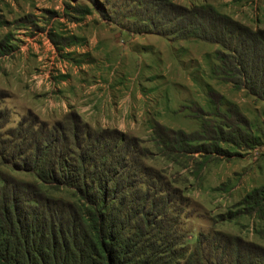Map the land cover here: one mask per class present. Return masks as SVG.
<instances>
[{
  "label": "trees",
  "instance_id": "16d2710c",
  "mask_svg": "<svg viewBox=\"0 0 264 264\" xmlns=\"http://www.w3.org/2000/svg\"><path fill=\"white\" fill-rule=\"evenodd\" d=\"M146 1L164 20L150 16L153 27L169 24L163 31L221 45L213 75L264 101V28L254 29L211 4ZM209 96L217 107L224 97L215 89ZM227 110L215 126L204 121L203 134L156 122L154 138L172 153L231 154L223 142L259 144L238 106L228 102ZM9 112L0 109V264H264V245L238 234L200 231L189 246L178 228L176 203L183 197L145 163L148 149L126 132L93 128L75 110L52 125L29 110L17 125L3 129ZM199 136L206 139L194 143ZM4 165L34 179L19 178ZM62 190L73 197L53 193ZM238 205L216 221L239 214L264 220V185Z\"/></svg>",
  "mask_w": 264,
  "mask_h": 264
},
{
  "label": "rangeland",
  "instance_id": "374dc122",
  "mask_svg": "<svg viewBox=\"0 0 264 264\" xmlns=\"http://www.w3.org/2000/svg\"><path fill=\"white\" fill-rule=\"evenodd\" d=\"M171 1L186 6L211 4L254 29L264 28V0ZM150 16L164 21L161 14L158 16L157 8L145 0H0L3 20L0 42L7 39L16 42L18 47L24 45V51L16 49L15 60L14 54L10 56L12 59L0 58V83L16 81V75L11 76L15 71L7 69L5 64H13L17 59L19 65L24 64L18 65L16 72L20 74L25 69L26 79L31 78L33 71L47 69L52 64L58 72V84L73 73L69 65L64 66L65 62H84L86 70L77 79L95 84L96 92L108 108L84 118L96 129L108 123L118 125L129 138L137 140L139 147L148 149L145 163L160 171L178 189L177 196L183 197L176 206L180 211L178 228L185 233L186 243L194 247L200 231L219 230L264 245V220L256 215L239 214L232 221L215 219L230 209L237 211L242 207L238 203L247 192L264 185V101L247 89H236L213 75L218 63L215 51L223 49L221 45L165 32L163 29L169 24L153 27ZM32 39L42 46L45 42L48 44V39L55 41L59 48L56 57L64 61L55 65L59 59H49L46 67L43 59L38 65L35 56L30 57ZM24 53H29L28 57ZM108 70H113L111 77L107 76ZM50 73L43 74V78L49 81ZM107 82L116 83L109 94L103 85ZM26 89L31 90L28 101L17 100L15 93L9 95L1 89L8 95L0 92V109L10 111V120L3 129L17 125L28 115L30 106L50 125L63 121L64 111L49 110L52 106L46 101L49 92L46 86L35 92L29 85ZM210 89L223 94L219 107L211 101ZM38 92L41 99L34 101ZM54 98L60 101L63 91ZM228 102L236 104L251 121L253 133L260 138L259 144L246 147L223 142L222 146L232 151L231 154L181 150L172 153L157 144L153 134L156 122L187 134L199 131L203 134L202 123L206 121L215 126L221 115L228 113ZM199 137L194 143L206 139ZM3 168L19 178L34 179L32 173L12 171L9 165ZM53 193L73 197L66 190Z\"/></svg>",
  "mask_w": 264,
  "mask_h": 264
},
{
  "label": "crops",
  "instance_id": "0c3cea01",
  "mask_svg": "<svg viewBox=\"0 0 264 264\" xmlns=\"http://www.w3.org/2000/svg\"><path fill=\"white\" fill-rule=\"evenodd\" d=\"M10 38L13 39V37H10ZM14 43H16V42H13V41L10 42L7 39L5 40V42H0V48L3 50V52H1V50H0V58L4 57V59H6V60L12 59V58H10V56L14 54L15 57H13L14 58L13 60H15L17 58V53H18V52H16V49L19 48V49H22L24 51V45L18 47V44L16 45ZM28 43H29V41H28ZM47 43L48 44H46V42H45V46H42V45H40V43L37 44V42H34L32 39L31 40V47L33 48V50H32L33 54H30V57L35 56V59H37V61H38V65L40 64L39 61H42L43 59H45L44 63L46 64V67L49 65V59H51V60H54V59L58 60L59 59L58 57H56L57 52L59 50V48H57L58 46H56L52 41L49 42V39H48ZM44 47H46L47 50H44ZM24 54L26 55V57H28L29 53H24ZM20 55L22 56V54H18V56H20ZM80 56H78V57H80ZM73 57H76V56H73ZM29 59L30 58H28V60ZM38 59H41V60H38ZM61 59H59V63H55V65H59L62 63V61H64L63 59L62 60ZM52 62H54V61H52ZM19 63H20V61H18V59H17V61H15L13 64H7V63L5 64L7 69H10L11 71H15L11 74V76L16 75L15 76L16 81L15 80L14 81L5 80V83H0V89L8 91L9 95L15 93V95H17V100H22V101H28L29 100L27 95L31 94V90L26 89L28 85L32 87L34 92L36 89L38 91H41L43 89V87L46 86L47 89L49 90V92H47L46 101H48L49 107L52 106L51 108H49V110H51V111L58 110V111H64L65 113H68L70 110H75L84 118V117H87L90 115H94V112L97 110L100 111V110L108 109V108H106V101H104L101 94L96 92L97 86L95 84L89 85V83H91V81L85 82L80 78L81 79V82H80L77 79V77L80 75V73L82 71L86 70L85 65L82 64L84 62L75 63V64L73 62H68V63L65 62L64 66L69 65V68L73 73L69 79L61 81L60 84H58V82L56 81L58 72L55 71V67L52 66V64H50L49 68H47V69L44 68V69H39V70L33 71L32 74L29 75V77L31 76V78L26 79V76H23L25 73V69H22V70L20 69L21 70L20 74H17V72H16L18 70L17 67H18ZM23 64H24V62L21 63L19 66H22ZM29 69H27V70H29ZM47 70H48V72H47ZM67 70H68V67H67ZM49 72H51L50 73L51 79L49 81H47L48 79L43 78V74L46 75V73H47V75H48ZM112 74H113V70H108L107 76L111 77ZM0 75L2 76V74H0ZM4 75L7 76L6 74H4ZM17 75H19V76H17ZM19 77H20V80H19ZM23 78L26 79V82L22 81ZM7 81H10V83H8ZM113 84L115 85L116 83H113V82H111V83L107 82V84L103 83L104 88L108 92V94L111 92ZM100 85H102V84H100ZM61 88H63V90H60ZM60 91H63V98L60 101H56V99L54 97L57 96ZM91 91H92V93H91ZM41 96H42L41 92H38L35 96L34 101L41 99ZM106 98L108 99V98H110V96L108 95ZM101 101H103L105 104L103 105ZM109 102L110 101H107V103H109ZM39 106L42 107L43 105H39ZM32 109L34 110V108H32L30 106L28 110H32ZM33 112H35L36 114H39V116H41V114L36 109ZM86 121L89 122L88 120H86ZM104 127L117 128L119 130H122V128L120 126L111 125V123L104 125ZM122 131H124V130H122Z\"/></svg>",
  "mask_w": 264,
  "mask_h": 264
}]
</instances>
